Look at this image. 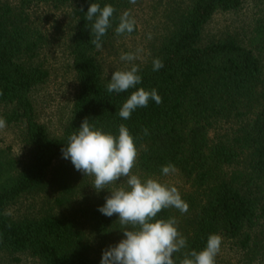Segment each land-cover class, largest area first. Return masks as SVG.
<instances>
[{"label": "trees", "instance_id": "16d2710c", "mask_svg": "<svg viewBox=\"0 0 264 264\" xmlns=\"http://www.w3.org/2000/svg\"><path fill=\"white\" fill-rule=\"evenodd\" d=\"M248 45L235 36L202 40L218 12H236L242 0H186L150 60L108 81L96 49L111 35H132L121 14L124 0H0V121L22 127L27 159L16 171L0 154V254L38 264H206L222 236L251 258L264 255V0ZM70 6L76 91L59 137L48 136L33 113L30 91L47 78L38 57L46 44L33 24V5ZM220 128L210 139L208 132ZM120 164V165H119ZM177 171L191 184L187 232L166 253L120 248L136 235L165 232L172 215L162 204L114 203L103 179L119 172L160 176ZM97 179L93 187V180ZM92 186V187H91ZM51 188L57 207L85 194L77 223L44 213L11 218L5 209L22 195ZM128 225L121 226L122 223ZM260 228V230H257Z\"/></svg>", "mask_w": 264, "mask_h": 264}, {"label": "rangeland", "instance_id": "374dc122", "mask_svg": "<svg viewBox=\"0 0 264 264\" xmlns=\"http://www.w3.org/2000/svg\"><path fill=\"white\" fill-rule=\"evenodd\" d=\"M15 6L18 0H1ZM126 7L121 14L135 25L132 35H111L96 49V59L101 66L102 76L114 81L146 64L152 52L158 47L162 38L168 33L171 13L183 7L186 0H124ZM263 5L256 0H242L238 11L215 13L202 30V40L218 38L226 34L235 36L243 45H248L250 31L254 21L262 11ZM264 13V11L262 12ZM30 20L43 33L46 44L40 52L38 62L47 72L46 80L33 88L29 93L35 120L41 124L48 136L57 138L67 124L76 91L74 73L71 69L70 39L73 32V20L70 6L53 8L47 5H33L29 11ZM6 108L0 106V116ZM1 118V117H0ZM217 126L208 132L210 139L220 135ZM22 127L15 124H4L0 121V154L13 161L18 171L27 159V147L21 138ZM120 165V164H119ZM103 179L101 190H108V200L114 203L140 201L144 204H162L169 209L172 222L169 228L158 235L133 238L118 236L111 241H119L120 248L143 253L160 255L171 250L180 242L187 232V220L191 217L192 204L198 200L195 189L177 171L170 170L160 176H138L127 172ZM97 179L93 180V187ZM92 187V186H91ZM82 198L57 207L52 200L54 192L47 188L35 195H22L12 202L5 214L11 218L35 217L44 213L54 214L70 219L74 216L81 223V216L76 207L81 206ZM125 220L121 224L128 225ZM257 230H260L258 228ZM12 258L0 254V264H38L36 259L25 254ZM206 264H264V255L251 258L237 249L232 241L218 236L212 242L205 255Z\"/></svg>", "mask_w": 264, "mask_h": 264}]
</instances>
